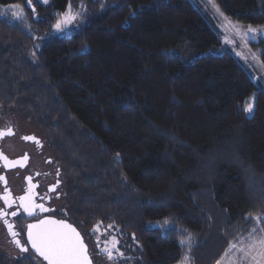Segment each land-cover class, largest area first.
<instances>
[{
	"label": "trees",
	"instance_id": "trees-1",
	"mask_svg": "<svg viewBox=\"0 0 264 264\" xmlns=\"http://www.w3.org/2000/svg\"><path fill=\"white\" fill-rule=\"evenodd\" d=\"M212 1L264 29V0ZM68 9L79 19L57 32ZM0 114L37 130L64 219L91 244L116 232L123 264H216L264 237V87L193 0H0Z\"/></svg>",
	"mask_w": 264,
	"mask_h": 264
},
{
	"label": "rangeland",
	"instance_id": "rangeland-1",
	"mask_svg": "<svg viewBox=\"0 0 264 264\" xmlns=\"http://www.w3.org/2000/svg\"><path fill=\"white\" fill-rule=\"evenodd\" d=\"M41 4L49 3V0H37ZM201 7L203 13L206 15L210 25L215 32L224 41L225 50L234 51L239 57L242 64L252 71L256 80L264 87V67L260 61L259 55L261 46L260 41L264 40V29L258 35H251L248 30L234 24L231 20L224 16L222 11L218 8L212 0H193ZM32 6V2L28 3V7ZM5 12L11 14L13 19L19 18L20 7L8 6ZM79 11L73 12L70 9L61 17L55 27L57 32H64L72 29L74 24L79 19ZM252 112L247 111V115H252L254 104L253 100L250 104ZM13 124L16 130L22 134L35 133L40 136L35 128L29 123L22 122L17 119L2 116L0 114V129L7 125ZM4 151L10 156L15 157L21 155L23 150L29 148L20 144L17 136L5 142ZM9 185L12 192L19 193L22 189V178L14 174L8 175ZM58 205V204H57ZM1 208V205H0ZM264 221V217L262 218ZM70 223V222H69ZM72 224V223H70ZM78 229V228H77ZM88 247L89 254L93 264H123L124 256L120 250V243L116 232L110 230L102 231L95 229L98 239L95 244L92 241V234H87L84 230L78 229ZM102 231V232H101ZM0 252L9 258L21 257L20 251L14 247L10 242V238L3 224L0 221ZM28 254V253H27ZM98 256L97 258L95 256ZM97 259V260H96ZM189 264V263H185ZM216 264H264V237L259 233L254 232L252 235L233 243L226 254Z\"/></svg>",
	"mask_w": 264,
	"mask_h": 264
},
{
	"label": "flooded vegetation",
	"instance_id": "flooded-vegetation-1",
	"mask_svg": "<svg viewBox=\"0 0 264 264\" xmlns=\"http://www.w3.org/2000/svg\"><path fill=\"white\" fill-rule=\"evenodd\" d=\"M14 126L10 124L0 129L2 131L13 128L15 132L14 136L1 140L0 150L11 160L27 155L29 161L25 168L6 170L0 160V221L4 227L6 223L14 224L20 243L27 247V252L24 254L34 255L29 239V226L49 218L67 221L63 216L66 185L61 170L49 153L44 139L32 132L19 134ZM16 136L21 145L29 148L24 149L21 155L10 157L4 151L3 145ZM11 174L22 178V189L17 194L12 192L9 185L8 175ZM5 193L10 194L11 197H7ZM29 212L32 214L29 215ZM10 242L13 244L11 239Z\"/></svg>",
	"mask_w": 264,
	"mask_h": 264
},
{
	"label": "snow or ice",
	"instance_id": "snow-or-ice-1",
	"mask_svg": "<svg viewBox=\"0 0 264 264\" xmlns=\"http://www.w3.org/2000/svg\"><path fill=\"white\" fill-rule=\"evenodd\" d=\"M57 27L59 28V25ZM247 111L249 113L252 112L251 105L247 107ZM42 210L46 211V209ZM28 214L31 215L32 213L29 212ZM43 223L55 224L54 221ZM39 227V225L29 226V239L32 247L48 261V264H86L85 250L82 243H79V236L75 233L74 229L60 224L57 225V228L65 229L66 231L45 230L37 233L33 238L31 230ZM21 251H26V249L21 248Z\"/></svg>",
	"mask_w": 264,
	"mask_h": 264
},
{
	"label": "water",
	"instance_id": "water-1",
	"mask_svg": "<svg viewBox=\"0 0 264 264\" xmlns=\"http://www.w3.org/2000/svg\"><path fill=\"white\" fill-rule=\"evenodd\" d=\"M14 134H15V132H14L13 128H9L7 130L0 131V144H1V140L2 139H4L5 137H12V136H14ZM0 160H1V164L5 167L6 170H14V169H17L19 167L25 168L26 165L28 164L29 157L26 155L24 157L17 158L15 160H11L5 154H3L2 151L0 150ZM5 195L7 197H11L10 194L7 195V193H5ZM46 221H48V222L54 221L55 224L43 223V222H46ZM60 224L67 225L68 228L75 230V233L78 234V236H79V243H82L83 248L85 250L84 255L86 256V264H93L92 260H91V256L89 254L88 247H87V245H86V243L84 241V238L82 237L81 233L78 231V229L74 225L70 224L67 221L49 218V219H46V220H44L42 222L36 223L35 225H39L40 227L39 228H33V230L31 231L32 232V236L34 238L37 235V233L45 231V230H49V231H66L65 229H58L57 228V225H60ZM5 227H6L7 234L9 236V238L12 240V243L14 244V246L20 251L21 254L26 253L27 252V247L22 246V244L20 243V240L18 239V233L15 230L14 224L6 223ZM21 248L26 249V251H21ZM32 251H33L34 255L36 257H38L44 264H48V261L45 260L43 258V256H41L36 251L35 248H32Z\"/></svg>",
	"mask_w": 264,
	"mask_h": 264
}]
</instances>
